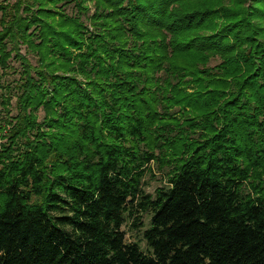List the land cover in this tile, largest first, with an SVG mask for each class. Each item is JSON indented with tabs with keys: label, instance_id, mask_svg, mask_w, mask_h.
I'll return each mask as SVG.
<instances>
[{
	"label": "clouds",
	"instance_id": "clouds-1",
	"mask_svg": "<svg viewBox=\"0 0 264 264\" xmlns=\"http://www.w3.org/2000/svg\"><path fill=\"white\" fill-rule=\"evenodd\" d=\"M0 264H264V0H0Z\"/></svg>",
	"mask_w": 264,
	"mask_h": 264
},
{
	"label": "trees",
	"instance_id": "trees-1",
	"mask_svg": "<svg viewBox=\"0 0 264 264\" xmlns=\"http://www.w3.org/2000/svg\"><path fill=\"white\" fill-rule=\"evenodd\" d=\"M81 195H83V194H81ZM227 240H228V234H227V232H226L225 234H223V236H222L221 238L218 239L217 242H218L219 244H224V243L227 242Z\"/></svg>",
	"mask_w": 264,
	"mask_h": 264
}]
</instances>
